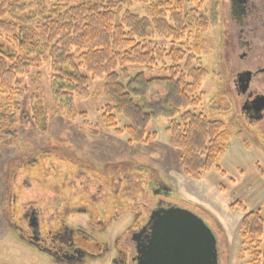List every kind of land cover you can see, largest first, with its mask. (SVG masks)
<instances>
[{"label": "rangeland", "instance_id": "1", "mask_svg": "<svg viewBox=\"0 0 264 264\" xmlns=\"http://www.w3.org/2000/svg\"><path fill=\"white\" fill-rule=\"evenodd\" d=\"M159 1L163 0H151L150 4ZM183 3L184 10L194 11L198 18L207 21V29L201 35L198 61L193 62L206 71L199 90L201 102L190 111L220 121L229 134L226 153L218 163L219 170L206 173L199 181H192L181 173L180 151L169 145L170 120L161 118L149 123L147 132L155 136L147 144H129L124 133L118 135L112 129L104 128L101 123L105 105L103 78L91 79L86 74L89 77L88 97H73L74 109L84 112L85 119L69 120L68 116L53 115L49 111L45 113L44 126L43 114L53 105L48 84L50 68L49 64H44L41 69L31 70L19 79L22 110L14 125L16 139L8 145H0V264H111L113 253L102 256V249L112 247L115 240L121 247L125 241L124 230L131 224V211L141 212V217L147 216L151 206L159 200L193 213L209 227L216 238L218 264H244L247 261V254L241 253L240 221L252 210H259L264 218V136L261 134L264 121L254 127L248 126L238 118L233 96L228 91L225 93L229 72L223 52L225 33L221 10L225 1L184 0ZM150 4L134 5L124 12L143 17ZM193 36L187 44L188 49L192 48ZM150 41L166 50L170 48L168 40L154 36ZM164 68L159 61L148 77H165ZM116 121L121 130L128 124L121 116H117ZM135 164L136 167H147L151 172L163 173L172 191L167 186L162 189L154 186L161 192L153 196L148 186L152 176H146V183L140 182L141 178L135 175L140 168H135ZM120 170L130 172L128 182L133 189L122 207L118 206L122 199L108 192L109 185L106 184L108 177L113 172L119 175ZM76 175L79 176L77 179L66 178ZM118 175L114 176L116 183L117 178H121ZM78 182L97 188L98 192L93 201L80 196V201L71 204L73 208H80L78 212H71L66 227L67 230L80 229V233L87 236L86 228L90 222L97 224L96 228L101 231H98L94 254L99 255L81 263L57 262L44 251L52 249L48 245L39 243L43 250L40 251L19 237L21 234L28 238V234L18 232L19 228L28 233L20 213L32 202L42 208L60 204L68 195L63 184L79 185ZM137 184L142 185L143 192ZM118 186L114 188L115 192ZM236 202L242 208L231 209L230 205ZM83 207L90 213L84 212ZM49 212L43 215L42 227L38 229V237L42 240L49 231V224L57 220L48 216ZM65 244L78 249L86 247L75 238Z\"/></svg>", "mask_w": 264, "mask_h": 264}, {"label": "trees", "instance_id": "2", "mask_svg": "<svg viewBox=\"0 0 264 264\" xmlns=\"http://www.w3.org/2000/svg\"><path fill=\"white\" fill-rule=\"evenodd\" d=\"M150 1L0 0V145L16 139L14 125L22 110L19 79L49 64L53 105L43 114L44 126L49 111L69 120L85 119L84 112L74 109L73 97H88L89 77L103 78L104 128L124 133L129 144H147L155 136L147 132L149 123L170 120L169 145L180 151L181 173L199 181L219 170L229 134L220 121L190 111L201 102L206 71L193 62L198 61L207 21L184 10V0ZM147 4L143 17L124 12ZM154 36L170 41V48L152 44ZM159 61L167 75L148 77ZM117 116L128 122L122 130ZM236 207L242 208L239 202L230 205ZM240 239L241 253L248 256L244 264H264V218L259 210L241 219Z\"/></svg>", "mask_w": 264, "mask_h": 264}, {"label": "flooded vegetation", "instance_id": "3", "mask_svg": "<svg viewBox=\"0 0 264 264\" xmlns=\"http://www.w3.org/2000/svg\"><path fill=\"white\" fill-rule=\"evenodd\" d=\"M223 1H225L221 10L225 33L223 52L229 67L228 78L225 80V93L228 91L233 96V104L239 112L238 118L245 121L248 126L254 127L259 122L264 121V109L257 111L260 104L259 98L264 97V0ZM261 127L263 128L261 134L264 136V124ZM134 166L135 168H140L135 174L141 178L140 182L146 183V176H152L148 186L151 188L153 196L161 192L155 189V187L162 189L163 186H167L170 192L172 191L173 188H171L170 182L163 177L165 176L163 173L159 171L151 172L149 168L142 167L141 165L136 167L137 164ZM133 171L136 172L135 169ZM129 173L122 170L119 172V175L114 172L111 176L108 175L110 177H108V182L106 183L109 185L107 190L112 194H117L122 199L118 205L119 207H122L127 196L133 191L129 187L128 176H131ZM117 175L121 176V178H117L116 183L114 176ZM72 177L77 179L79 176H66L70 180H72ZM70 180L67 182H70ZM78 184H63L64 188L68 191V195L59 202L60 204L42 208V206L35 205L37 204L36 202H32L28 203V208H23L20 213L21 222L24 223L28 233L19 228L18 232L28 234V238H25L21 234L19 237L38 250L42 249L39 243L48 245L52 249L48 248L44 249V251L57 262L74 261L81 263L82 261L86 262V259H92L95 255H99L94 254V252H97L95 242L98 241V231H101V229H97V224L95 225L93 221L90 222V226L88 229L86 228L88 232L87 236L81 234L80 229L74 231L71 229L67 230L66 227L68 218H71V212H78L80 208H73V203L80 201V198H82L80 196H85L86 199L93 201L94 195L98 192L97 188L92 189L88 185H83L82 182H78ZM116 185H119L117 192L114 191ZM137 185L141 188L139 191L143 192L142 185ZM173 207L172 204L160 202L159 200L151 206L147 216L141 217V212L131 211V224L124 230L123 238L125 241H123V245L119 247L116 240L110 248L106 247V244V248L102 249V256L106 253H113L114 258L111 259V264H136V243L134 237L144 231L139 237L141 241L144 240V237L149 233L148 221L151 214L159 209ZM83 208L84 212L90 213L85 207ZM48 211L51 212L47 215H52V218H57V220L53 224H49V231L46 233L44 240H42L38 237V229L42 227L43 215ZM46 224L48 223L46 222ZM103 229H105V226H103ZM74 238L76 241L84 243L86 247L78 249L65 244L73 242ZM64 244L65 247H62Z\"/></svg>", "mask_w": 264, "mask_h": 264}, {"label": "water", "instance_id": "4", "mask_svg": "<svg viewBox=\"0 0 264 264\" xmlns=\"http://www.w3.org/2000/svg\"><path fill=\"white\" fill-rule=\"evenodd\" d=\"M264 109V97L259 98ZM149 233L134 237L136 264H217L216 238L193 213L179 208L154 211L148 221Z\"/></svg>", "mask_w": 264, "mask_h": 264}]
</instances>
